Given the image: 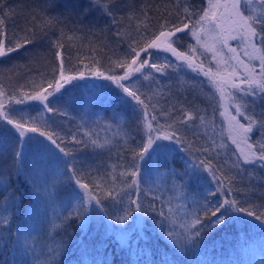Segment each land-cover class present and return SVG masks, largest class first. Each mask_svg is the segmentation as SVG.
Listing matches in <instances>:
<instances>
[{"label": "snow or ice", "instance_id": "1", "mask_svg": "<svg viewBox=\"0 0 264 264\" xmlns=\"http://www.w3.org/2000/svg\"><path fill=\"white\" fill-rule=\"evenodd\" d=\"M95 14L99 19L89 18ZM185 37L194 43L183 48ZM21 50L29 60L50 58L53 71L50 78L43 76L39 87L28 90L21 84L10 91L0 83V128L11 126L7 139L0 140V225L11 226L14 214L6 205L20 199L18 189L7 191L12 185L4 178L12 167L36 206L42 200L54 204L56 190L69 184L71 195L54 210L61 223L54 219L53 231L72 219L85 228L90 213L123 226L134 213L151 211L160 218V235L174 250H184L240 215L264 226V203L256 206L242 191L243 186L254 192L255 184L245 185L244 180L251 181L256 168L264 169V0H200L198 6L188 0H22L18 6L0 0V76L15 74L18 65H4ZM158 52L175 59L160 62ZM185 69L207 80L210 111L169 83L170 71L179 75ZM86 79L106 82L93 88L112 85L119 90V99L136 121L135 133L119 127L113 131L109 124L105 128L111 137L101 138L95 128L82 123L75 132L62 134L48 114L67 117L72 98L61 107L62 98ZM141 80L149 81L146 91L137 86ZM217 114L222 118L219 126ZM110 119L119 121L121 116L114 113ZM120 140L131 158L117 151V163L111 164L112 148ZM69 145L90 148L100 163L79 159ZM229 145L234 146L231 155ZM176 152L190 160L196 157L192 173L188 168L168 169L166 157L161 165L165 171L160 172L161 156ZM144 166L166 177L163 183L172 180V191L180 194L165 199L162 192L157 195L158 187L142 189ZM197 170L207 173L214 187L188 202L183 195L187 182L175 181L186 176L191 180ZM238 192L243 200L236 198ZM33 231L26 224L23 230L17 228V240L25 242L20 264H29V254L31 264H60L65 240L49 233L55 246L44 243L37 252L26 243ZM112 231L126 242V227Z\"/></svg>", "mask_w": 264, "mask_h": 264}, {"label": "trees", "instance_id": "2", "mask_svg": "<svg viewBox=\"0 0 264 264\" xmlns=\"http://www.w3.org/2000/svg\"><path fill=\"white\" fill-rule=\"evenodd\" d=\"M13 6H18L22 0H8ZM87 3V0H82ZM159 2V0H155ZM191 4L199 5L200 0H188ZM90 19H99V15L90 16ZM102 23V21H101ZM155 23V21L153 22ZM183 36V34H180ZM194 43L190 37H185L181 41V46L186 48L187 43ZM163 62L164 57H170L164 52L156 53ZM14 60L4 65L5 68L11 67L13 63L18 65L15 74L11 75L7 72L0 76V83L8 90L18 88L19 85L28 87H39L43 76L50 78L53 68L51 59H43L39 62L29 60L24 56L23 51L19 56L12 54ZM75 55V50L73 51ZM87 62V61H86ZM76 63V61H73ZM83 67V65H80ZM157 75H159L157 73ZM172 80L169 83H175L177 90L181 95H187L189 99L193 96L197 98L200 107H209L211 104L212 89L209 87L207 80L203 76H197L191 70L185 69L179 75L170 71ZM181 81L185 82L181 84ZM203 81V83H201ZM81 86L71 89L68 94L62 98L63 101L72 98V107L68 109L69 115L59 116L56 114H48L54 120L58 129H62V134L75 132L77 126L86 123L87 126L95 128L101 138L111 137L112 132L106 130L105 125H112L113 131L117 127L125 130L136 132V121L132 118L130 109H128L118 97L119 90L112 85L101 88H93V84L106 83L95 79H86L80 82ZM142 91H146L149 81L141 80L137 85ZM122 95V94H121ZM38 105V102H31ZM259 111V109H257ZM119 114V121L110 119L113 114ZM36 115V113H32ZM222 118L217 114V125L219 126ZM99 120L97 125L94 123ZM163 122V121H162ZM11 126L0 128V140H6L10 135ZM219 131V127L217 128ZM189 136L192 133L188 134ZM220 137H217L219 142ZM203 143V141H200ZM124 141L120 140L115 147L112 148V159L108 161L111 164L117 163V151L124 152L127 159H130V153L124 149ZM74 149V154L79 159L87 157L89 162L95 161L100 163V159L95 158L92 150L80 149L79 146L69 145ZM234 150V146L229 145V155ZM108 153H104V159L107 160ZM165 157L168 161V169H175L177 172H183L185 168L192 173V163L196 161V157L191 160L184 153L164 154L161 156L159 170L161 173L165 171L161 165L165 163ZM126 162V161H125ZM150 166L142 168V176L145 183L141 188L146 190L148 187L159 188L157 195L163 193L164 198L168 199L180 193L172 191V180H168L167 184L163 183L166 177H160L156 172H150ZM252 170V166H245ZM120 169L117 168V172ZM255 175L251 181L246 177L244 184L249 182L255 184V191L250 192L247 187L242 186V191L249 193L250 200L256 205L264 203V169L256 168ZM204 177V179H200ZM5 183L11 182L12 187L7 191L11 192L14 188L18 189L17 196L20 198L13 206L11 200L7 202V207L13 213L11 226L0 225L4 230L0 231V264H20L21 256L19 250L24 246L23 241H18L17 228L23 230L26 224L29 230H33L32 237L26 243L29 247H36L37 252L44 243L50 247L55 246L49 238V233L55 236L56 240L63 238L66 243L63 255L58 257L60 264H166L167 260H174L175 264H264V226L259 221L247 216L240 215L239 219H229L222 226L207 231L202 235L195 244L188 245L186 249H173L167 240L160 235L159 217L149 211L145 215L133 214L132 218L126 225H115L114 220L109 221L107 217L97 216L90 213L91 218L88 220L87 226L82 228L80 221L72 219L66 221L64 225L55 231L52 230V222L55 219L54 210L58 211L64 200L71 195L69 184H63L55 192V203L50 204L42 200L39 206L35 204V198L25 185L17 178L15 169L8 167L5 174ZM187 182L188 187L184 189L183 195L188 202L193 199L201 198L198 194L205 193L210 187H214L211 177L207 173L195 171L193 179L184 177L183 181L176 180L177 184ZM74 187V185H72ZM152 193L148 194L151 199ZM223 198V197H222ZM236 198L241 200L244 196L238 192ZM215 199V197H209ZM143 203L147 205V200L143 199ZM173 204H176L173 199ZM0 205H4L3 199H0ZM159 207V202H157ZM114 211V209H110ZM167 210V206H165ZM116 214H119L116 212ZM215 219V218H213ZM56 224L61 221L55 219ZM126 227L128 229L126 242H122L120 236L112 231V229ZM179 230V229H178ZM65 231L67 235H65ZM166 235V233H165ZM47 251V249H44ZM31 264V255L26 258Z\"/></svg>", "mask_w": 264, "mask_h": 264}, {"label": "rangeland", "instance_id": "3", "mask_svg": "<svg viewBox=\"0 0 264 264\" xmlns=\"http://www.w3.org/2000/svg\"><path fill=\"white\" fill-rule=\"evenodd\" d=\"M233 45H235V41H233V42H231ZM164 54H167L169 57H170V59H172V60H174L175 58L174 57H171V55H170V53H164ZM213 67H214V65H213Z\"/></svg>", "mask_w": 264, "mask_h": 264}]
</instances>
